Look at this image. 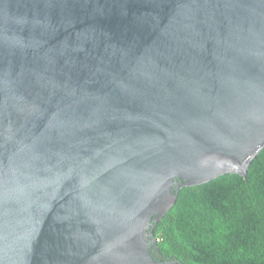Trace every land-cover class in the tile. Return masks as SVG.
<instances>
[{"label": "water", "instance_id": "95a60500", "mask_svg": "<svg viewBox=\"0 0 264 264\" xmlns=\"http://www.w3.org/2000/svg\"><path fill=\"white\" fill-rule=\"evenodd\" d=\"M263 147L264 0H0V264H182L152 220Z\"/></svg>", "mask_w": 264, "mask_h": 264}, {"label": "trees", "instance_id": "16d2710c", "mask_svg": "<svg viewBox=\"0 0 264 264\" xmlns=\"http://www.w3.org/2000/svg\"><path fill=\"white\" fill-rule=\"evenodd\" d=\"M151 229L158 260L264 264V147L246 179L228 173L178 189L174 205L157 223L152 220Z\"/></svg>", "mask_w": 264, "mask_h": 264}, {"label": "flooded vegetation", "instance_id": "af4514ba", "mask_svg": "<svg viewBox=\"0 0 264 264\" xmlns=\"http://www.w3.org/2000/svg\"><path fill=\"white\" fill-rule=\"evenodd\" d=\"M156 258H157V256L156 255H154Z\"/></svg>", "mask_w": 264, "mask_h": 264}]
</instances>
